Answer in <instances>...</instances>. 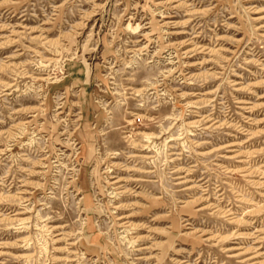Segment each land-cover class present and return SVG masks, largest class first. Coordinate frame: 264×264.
<instances>
[{
    "label": "rangeland",
    "instance_id": "374dc122",
    "mask_svg": "<svg viewBox=\"0 0 264 264\" xmlns=\"http://www.w3.org/2000/svg\"><path fill=\"white\" fill-rule=\"evenodd\" d=\"M0 264H264V0H0Z\"/></svg>",
    "mask_w": 264,
    "mask_h": 264
},
{
    "label": "bare ground",
    "instance_id": "6f19581e",
    "mask_svg": "<svg viewBox=\"0 0 264 264\" xmlns=\"http://www.w3.org/2000/svg\"><path fill=\"white\" fill-rule=\"evenodd\" d=\"M263 172V171H262ZM261 183V182H260ZM24 219V218H23ZM125 221V220H124ZM128 221V220H127ZM124 226V225H123ZM136 226V225H135Z\"/></svg>",
    "mask_w": 264,
    "mask_h": 264
}]
</instances>
